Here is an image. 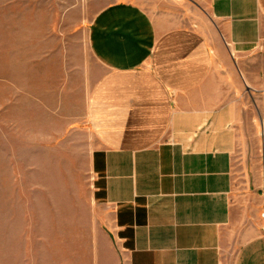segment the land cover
Masks as SVG:
<instances>
[{
  "label": "crops",
  "instance_id": "obj_1",
  "mask_svg": "<svg viewBox=\"0 0 264 264\" xmlns=\"http://www.w3.org/2000/svg\"><path fill=\"white\" fill-rule=\"evenodd\" d=\"M199 1L219 44L128 1L90 21L94 264H264V94L234 73L262 89L264 65L223 57L258 50L264 0Z\"/></svg>",
  "mask_w": 264,
  "mask_h": 264
},
{
  "label": "rangeland",
  "instance_id": "obj_2",
  "mask_svg": "<svg viewBox=\"0 0 264 264\" xmlns=\"http://www.w3.org/2000/svg\"><path fill=\"white\" fill-rule=\"evenodd\" d=\"M114 1L0 0V264H94L96 141L85 117L105 69L87 33L95 13ZM119 1L141 6L164 28L190 27L219 44L199 0ZM223 55L257 74L264 40L252 55ZM234 71L242 95L264 94Z\"/></svg>",
  "mask_w": 264,
  "mask_h": 264
}]
</instances>
